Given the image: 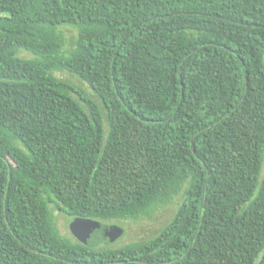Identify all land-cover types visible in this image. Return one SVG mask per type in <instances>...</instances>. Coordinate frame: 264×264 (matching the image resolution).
Listing matches in <instances>:
<instances>
[{
  "label": "trees",
  "instance_id": "obj_1",
  "mask_svg": "<svg viewBox=\"0 0 264 264\" xmlns=\"http://www.w3.org/2000/svg\"><path fill=\"white\" fill-rule=\"evenodd\" d=\"M0 264H264V0H0Z\"/></svg>",
  "mask_w": 264,
  "mask_h": 264
},
{
  "label": "rangeland",
  "instance_id": "obj_2",
  "mask_svg": "<svg viewBox=\"0 0 264 264\" xmlns=\"http://www.w3.org/2000/svg\"><path fill=\"white\" fill-rule=\"evenodd\" d=\"M68 40L75 34L76 29L71 26H63ZM20 55L29 56L27 52H20ZM55 75L60 78L66 79L75 84H80L87 91L90 92L87 85L79 80L77 77L70 75L67 71H55ZM176 204L169 203L166 205H158L153 209L150 215H142L136 219H129L124 221H117L118 225L123 227L121 234L114 241V246L121 245L125 242L136 241L149 238L154 235L173 215ZM56 225L63 235L74 239V235L70 232L69 223L74 220L75 217L66 216L62 211L54 209Z\"/></svg>",
  "mask_w": 264,
  "mask_h": 264
},
{
  "label": "water",
  "instance_id": "obj_3",
  "mask_svg": "<svg viewBox=\"0 0 264 264\" xmlns=\"http://www.w3.org/2000/svg\"><path fill=\"white\" fill-rule=\"evenodd\" d=\"M117 225L107 224L91 218L75 217L69 223L70 232L85 244H96L102 237L109 235L110 239L116 237Z\"/></svg>",
  "mask_w": 264,
  "mask_h": 264
}]
</instances>
